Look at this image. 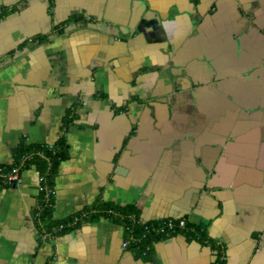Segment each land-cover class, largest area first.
Instances as JSON below:
<instances>
[{
	"label": "crops",
	"instance_id": "0c3cea01",
	"mask_svg": "<svg viewBox=\"0 0 264 264\" xmlns=\"http://www.w3.org/2000/svg\"><path fill=\"white\" fill-rule=\"evenodd\" d=\"M63 134L54 219L133 205L204 240L41 235L30 167L0 180V264H264V0H0V165Z\"/></svg>",
	"mask_w": 264,
	"mask_h": 264
},
{
	"label": "trees",
	"instance_id": "16d2710c",
	"mask_svg": "<svg viewBox=\"0 0 264 264\" xmlns=\"http://www.w3.org/2000/svg\"><path fill=\"white\" fill-rule=\"evenodd\" d=\"M37 39V38H36ZM69 122V121H68ZM15 163L11 166L0 165V180H4V175L11 171L13 167H18L22 172L35 167L40 176L46 178V185L50 189L55 188V179L59 167L67 157V142L64 134L52 145L46 144H26L22 141L15 152ZM40 198L36 208V224L38 232L44 236H53L64 234L67 231L77 227L80 221L90 217L97 219L100 216H109L115 222L124 226L126 237L130 240L129 248L137 249L139 252L148 256L156 242L166 240L174 234L185 232L187 236L204 240L205 233L200 226H193L186 222L184 227L176 226L174 230H168L165 233L154 231V227L163 225L168 221H147L143 222L140 218V211L133 205L116 206L113 204L96 205L92 211H82L69 216L64 220H56L53 217L55 193L39 192ZM74 223V221H76ZM179 220H174L178 222ZM220 255L223 252L218 250ZM218 254L217 264H224V260Z\"/></svg>",
	"mask_w": 264,
	"mask_h": 264
},
{
	"label": "built area",
	"instance_id": "2783aa9c",
	"mask_svg": "<svg viewBox=\"0 0 264 264\" xmlns=\"http://www.w3.org/2000/svg\"><path fill=\"white\" fill-rule=\"evenodd\" d=\"M4 180L6 183L13 184V185H21L24 182L23 172L18 167H13L11 171L4 175ZM46 178L44 176H39V192H46L48 193H56V187L54 189H50L46 185ZM186 225L185 219H180L178 222H174V220H168L165 224L154 227V231L158 233H165L168 230H174L176 226L184 227ZM130 240L127 239L124 241L123 246L129 247Z\"/></svg>",
	"mask_w": 264,
	"mask_h": 264
},
{
	"label": "flooded vegetation",
	"instance_id": "af4514ba",
	"mask_svg": "<svg viewBox=\"0 0 264 264\" xmlns=\"http://www.w3.org/2000/svg\"><path fill=\"white\" fill-rule=\"evenodd\" d=\"M185 220H186V219H185ZM186 222H187V220H186ZM214 264H217V263H216V261H215V263H214Z\"/></svg>",
	"mask_w": 264,
	"mask_h": 264
}]
</instances>
